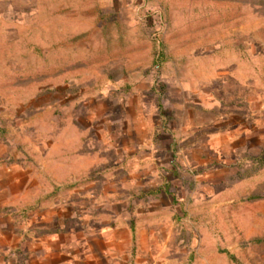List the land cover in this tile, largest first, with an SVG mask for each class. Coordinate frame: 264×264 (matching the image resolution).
I'll list each match as a JSON object with an SVG mask.
<instances>
[{"label": "rangeland", "instance_id": "374dc122", "mask_svg": "<svg viewBox=\"0 0 264 264\" xmlns=\"http://www.w3.org/2000/svg\"><path fill=\"white\" fill-rule=\"evenodd\" d=\"M130 1L113 18L135 42L91 63L106 50L98 10L124 3L0 0V264H50L59 244L132 215L146 218L138 247L157 250L150 264H264V0H164L169 62L151 67L138 60L157 56L143 45L160 17ZM154 134L166 158L179 155L165 176L178 184L121 213L128 187L162 183L156 167L114 169L159 152Z\"/></svg>", "mask_w": 264, "mask_h": 264}, {"label": "crops", "instance_id": "0c3cea01", "mask_svg": "<svg viewBox=\"0 0 264 264\" xmlns=\"http://www.w3.org/2000/svg\"><path fill=\"white\" fill-rule=\"evenodd\" d=\"M117 1L124 3L121 6V8H118L115 6L112 7L113 9H111V12H114L118 15L120 13V10L124 9L125 7L128 8L130 6L129 3L131 1L130 0H117ZM133 1H136V3L140 5V8H141L140 10L142 11L147 10L149 12V15H153L155 17L156 16L160 17L162 13L166 14V16L171 13V8L170 9L168 8L167 3H165L164 0H133ZM133 1L132 3H134ZM154 5L155 6L157 5V6H156V9L152 11V9L150 8L154 7ZM125 31L127 33H130L129 28H125ZM162 32H163L164 38H167L168 42H170L169 36L165 34L166 29L164 27L162 29ZM126 40H127V43L125 44L126 47H130L132 45L131 42L132 43L135 42L129 39H126ZM137 44L139 45V43ZM169 44H172V43H169ZM120 60L122 61V60H127V59L121 56ZM141 61L142 63L143 61L144 63L148 62L147 59L138 60V62H141ZM128 63H130L129 60L126 64ZM123 74L124 76L122 77V84H124L123 80L131 78V76H129L127 73L124 72ZM137 74L139 78L141 79H148V78L153 79L154 77V71H149L148 73L147 71L144 72V70H142L140 72L138 71ZM121 86L122 85H119V87H115V90L120 91L119 93L122 96L126 94V90L122 88ZM133 89H130L127 93L132 92ZM146 93H147L146 94L147 96L155 97L154 93L150 90ZM155 100H156V97H155ZM156 107H157L156 113L153 119L158 117V110H159L158 104H156ZM158 123H161V122L159 121ZM113 126L115 129V127L118 125L113 124ZM158 126L159 124L157 125V123L155 122V125H154L155 129H157ZM125 132H126V129L123 130V135ZM155 138H157V135L154 134V141L152 144L154 145V147L156 145L157 148H159V152L151 153L145 150V148H144L145 151L131 152L125 156H122L121 162H119L116 168H114L116 172L119 171L122 173V175H127V174L131 175V174L136 173L138 170L142 172L146 169L156 167L158 170V175L160 174V179L161 178L163 179L162 183L152 182L149 185H146V183L144 182L145 180L143 179V182L142 181L136 182L135 184L132 185V187H128L127 191L131 190V192L135 194V195H132L134 199L132 203H130V201H127L125 207H123L120 204L116 205V208L121 209V213L123 212L122 211L123 208L129 209L130 207L137 206L139 203L143 201L142 200L143 197L147 198L150 195H152V193H155L157 195V198H163V197L169 198L172 195V191H175V185H177L178 182L174 180L168 181L165 178V176L168 173L166 166L168 165V162L170 161V158H166L165 154L169 152L170 148L167 144L164 143L163 141L164 139H160V141H157V139ZM119 140L120 139H117L116 143H118V145H120L122 149L129 152V149L132 148V146L127 147L126 143H124L123 141H119ZM166 148H168V150H166ZM178 156L179 155L177 153L176 155L173 154L172 156L173 159L172 161H170V163L175 165L176 160L178 159ZM127 161L129 163L126 166ZM102 175H103L102 178H99L98 181H102V179L104 180L105 175L104 174ZM134 216L135 215H132L131 217L129 216L122 217L123 219H121L118 222H115L114 224H109V225L107 224V226L105 225L103 227L104 229L103 231L91 233L88 238L85 237V241L83 240L84 242H82L80 238H77L76 242L77 243L79 242L78 244L79 246L75 248L71 249V248L61 246L62 244H59V247L55 248L56 249L55 251L57 254L55 258H52V260H50L51 262L50 264H150L152 263L153 261L152 259L150 261H147V259L144 256H146V254L148 253L147 255L153 257L156 255L157 250L156 249L148 250L146 248L143 249V248L138 247V242L142 239V236L140 235V233H138V228H139L138 224L142 222L143 220H146V218L145 217L141 218L139 216L134 217ZM134 229H136L135 232H134ZM152 238L154 239L155 235H152ZM116 241L122 244L123 246L121 247L113 246V244ZM128 241L129 242L132 241V244L134 243V241L137 242V247L129 249L126 244ZM65 243L66 242H64V244ZM44 251L45 250L42 249L40 252L44 253Z\"/></svg>", "mask_w": 264, "mask_h": 264}, {"label": "trees", "instance_id": "16d2710c", "mask_svg": "<svg viewBox=\"0 0 264 264\" xmlns=\"http://www.w3.org/2000/svg\"><path fill=\"white\" fill-rule=\"evenodd\" d=\"M98 13L100 15V21H102V28L104 31V39H105V44H106V50L104 52H102V54L100 55L98 60L92 61L91 63H96V62H102V61H106V60H110L114 57H118L119 55H114V50L116 49H123L126 48L125 44L127 43V32L125 31V29H123V27L119 26L116 19H114L113 17H115L117 14L114 12H103L101 10H98ZM168 16V15H167ZM166 14L162 13L160 16V21L158 22V31L156 33H154L152 36H150L149 38V42L148 44L143 45V41H141L142 45L146 48H152V49H157L158 50V54L157 56L153 57V60L150 59L148 61L151 62L150 67L152 66L153 63H156L157 66L159 65H163L166 62H169L168 58L164 56L162 49H169L170 48V44L168 42L167 38H163V21L164 19L167 17ZM113 18V20H112ZM116 27H120L121 31H118L116 35L113 34L114 32V28ZM86 35H79L76 36L72 39V41L70 42L71 46H72V52L75 51V47L77 45H79V42L84 39ZM87 37V36H86ZM85 37V38H86ZM142 40V39H141ZM140 43V44H141ZM68 45V43H67ZM81 48V47H78ZM116 48V49H115ZM98 55V54H97ZM153 55V53H152ZM99 56V55H98ZM94 57V56H92ZM90 57V58H92ZM94 60V59H91ZM155 71V70H153ZM157 99V98H156ZM158 100V99H157ZM160 108H162V105L158 104V109L160 110ZM164 128V126H163ZM97 177L92 178L91 180H97Z\"/></svg>", "mask_w": 264, "mask_h": 264}]
</instances>
